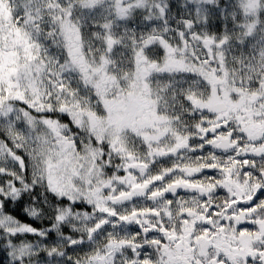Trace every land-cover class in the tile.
<instances>
[{
    "label": "snow or ice",
    "instance_id": "obj_1",
    "mask_svg": "<svg viewBox=\"0 0 264 264\" xmlns=\"http://www.w3.org/2000/svg\"><path fill=\"white\" fill-rule=\"evenodd\" d=\"M0 264H264V0H0Z\"/></svg>",
    "mask_w": 264,
    "mask_h": 264
}]
</instances>
